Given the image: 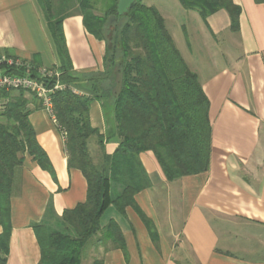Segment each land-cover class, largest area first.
Returning a JSON list of instances; mask_svg holds the SVG:
<instances>
[{
	"label": "crops",
	"instance_id": "1",
	"mask_svg": "<svg viewBox=\"0 0 264 264\" xmlns=\"http://www.w3.org/2000/svg\"><path fill=\"white\" fill-rule=\"evenodd\" d=\"M141 1L160 11L209 100V166L170 180L153 151L140 153L151 185L123 212L111 204L101 219L102 227L119 226L124 247L98 242L91 264H264V3L233 0L240 7L233 29L226 8L203 18L180 0ZM172 11L182 12L178 27L184 50L169 28ZM62 29L72 73L102 71L106 42L87 29L83 15L65 14ZM7 53L41 67L58 69L67 63L38 0H0V56ZM73 90L91 93L86 81ZM26 97L43 156L24 152L15 168L6 264H39L34 227L72 233L63 213L86 201L88 191L83 172L68 165L66 135L55 116L33 93ZM92 97L91 124L103 138L104 152L113 155L120 143L113 105ZM96 138L94 159L99 162L103 150ZM123 190L110 184L113 199ZM4 230L0 211V234Z\"/></svg>",
	"mask_w": 264,
	"mask_h": 264
},
{
	"label": "trees",
	"instance_id": "2",
	"mask_svg": "<svg viewBox=\"0 0 264 264\" xmlns=\"http://www.w3.org/2000/svg\"><path fill=\"white\" fill-rule=\"evenodd\" d=\"M255 1L264 3V0ZM40 2L58 47L67 60L58 68L61 72L59 81L65 87L52 94L54 116L66 135L68 165L83 172L88 191L86 201L63 213L72 233L49 232L43 224L34 227L41 247L39 264H82L85 250L98 242L111 241L115 246L124 247L119 226L111 222L102 227L101 219L111 204L123 212L126 206L135 204L138 192L151 185L140 153L153 151L170 180L208 168L211 144L209 100L198 75L183 59L164 17L155 6L135 0L130 10L120 16L119 0H108L101 17L92 12L91 0ZM180 2L187 9L198 10L203 18L219 8H226L232 16L233 29L238 28L240 7L233 0ZM60 11H69L67 14L80 11L87 29L106 42L102 71L82 76L72 73L62 29L64 16H60ZM114 16L115 20L111 21ZM32 62L35 67L40 66L39 62ZM7 71L37 76L34 70L25 67H11ZM82 81L88 82L90 95L73 90ZM55 82L53 78L48 85ZM26 92L20 89L0 93L4 100L0 110V211L5 227L0 234V264L7 261L15 168L22 163L24 152L38 159L43 156L28 118ZM92 96L101 98L106 105L110 102L113 105L115 134L120 139L113 155L104 152L103 138L91 124ZM94 135L99 137L103 150L99 162L95 161L88 146ZM112 182L124 187L123 193L115 199L110 194ZM100 232L103 236L97 237ZM94 264L103 262L95 260Z\"/></svg>",
	"mask_w": 264,
	"mask_h": 264
},
{
	"label": "built area",
	"instance_id": "3",
	"mask_svg": "<svg viewBox=\"0 0 264 264\" xmlns=\"http://www.w3.org/2000/svg\"><path fill=\"white\" fill-rule=\"evenodd\" d=\"M11 67L28 68L36 72L37 76L30 74L20 75L11 74L7 70ZM61 72L57 68L35 67L31 62L24 61L20 57H9L7 55L0 56V93L1 91L10 90H26L33 93L41 102L43 108L48 110L54 116V103L52 94L65 87L59 81ZM56 79L52 85H48V81ZM4 100L0 97V110L3 107Z\"/></svg>",
	"mask_w": 264,
	"mask_h": 264
},
{
	"label": "rangeland",
	"instance_id": "4",
	"mask_svg": "<svg viewBox=\"0 0 264 264\" xmlns=\"http://www.w3.org/2000/svg\"><path fill=\"white\" fill-rule=\"evenodd\" d=\"M38 2L42 6L40 0H38ZM146 2H148V3L149 2L150 3H159V2H162V1H160V0H146ZM91 5L93 7V11L92 12L95 15H97V16L103 17L104 13L106 11V6L108 5V0H91ZM179 7H180L179 9L181 10L182 6H179ZM75 10H80V9H79V7H75ZM181 11H183V10H181ZM68 12L69 11H60L59 13H60V16H64ZM78 12H80V11H78ZM44 13L46 15L45 11H44ZM182 19H183L182 12L172 11V16L169 17L168 24H169V28L172 31V33L176 35V38L178 40L179 46L184 50L185 49V45H184L185 41H184V39L181 38L180 29L178 27V22L181 21ZM110 37H111V35H110ZM236 50H237V48H236ZM96 139H97L96 136H92L90 138V140H89V150H90V153L92 154V156H94V158H95V155H94L95 154V150L97 149ZM96 157H97V155H96ZM94 253H95V251L92 250V248L86 249L85 252H84V255H83L82 264H91V260L93 258H95L94 257L95 255H93Z\"/></svg>",
	"mask_w": 264,
	"mask_h": 264
},
{
	"label": "water",
	"instance_id": "5",
	"mask_svg": "<svg viewBox=\"0 0 264 264\" xmlns=\"http://www.w3.org/2000/svg\"><path fill=\"white\" fill-rule=\"evenodd\" d=\"M134 2L135 0H119L117 7L119 15L121 16L126 14L130 10ZM115 18H116L115 16L112 17L111 21H114Z\"/></svg>",
	"mask_w": 264,
	"mask_h": 264
}]
</instances>
